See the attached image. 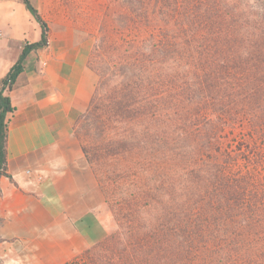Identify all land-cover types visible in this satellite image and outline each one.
<instances>
[{
  "label": "trees",
  "instance_id": "trees-1",
  "mask_svg": "<svg viewBox=\"0 0 264 264\" xmlns=\"http://www.w3.org/2000/svg\"><path fill=\"white\" fill-rule=\"evenodd\" d=\"M24 3L43 33L1 81L0 177L5 92L49 42ZM110 13L87 114L101 133L113 122L117 227L65 264H264V0H113Z\"/></svg>",
  "mask_w": 264,
  "mask_h": 264
},
{
  "label": "crops",
  "instance_id": "crops-1",
  "mask_svg": "<svg viewBox=\"0 0 264 264\" xmlns=\"http://www.w3.org/2000/svg\"><path fill=\"white\" fill-rule=\"evenodd\" d=\"M49 42L32 49L9 93L6 173L0 177V264H65L109 234L103 192L75 127L98 82L91 39L61 0H31ZM43 28L24 0H0V88Z\"/></svg>",
  "mask_w": 264,
  "mask_h": 264
},
{
  "label": "rangeland",
  "instance_id": "rangeland-1",
  "mask_svg": "<svg viewBox=\"0 0 264 264\" xmlns=\"http://www.w3.org/2000/svg\"><path fill=\"white\" fill-rule=\"evenodd\" d=\"M112 10L113 0H61L59 13L63 16L71 14L77 21L79 32L94 44L98 40L103 21H113V14L110 13ZM99 78L98 74V80ZM108 124L111 126L110 132L101 133L96 129V126L101 125V119L95 120L92 115L89 117L86 110L78 119L75 130L103 192L101 214L107 220L110 234L116 229L117 223L113 210V122ZM107 142L109 153L101 150Z\"/></svg>",
  "mask_w": 264,
  "mask_h": 264
}]
</instances>
